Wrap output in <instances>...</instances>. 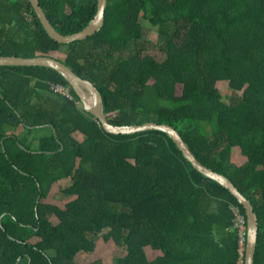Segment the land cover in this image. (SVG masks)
Wrapping results in <instances>:
<instances>
[{"label": "trees", "instance_id": "trees-1", "mask_svg": "<svg viewBox=\"0 0 264 264\" xmlns=\"http://www.w3.org/2000/svg\"><path fill=\"white\" fill-rule=\"evenodd\" d=\"M39 2L62 34L97 10ZM0 55L61 60L97 87L113 124L175 127L252 202L253 264H264V0H107L100 30L70 43L48 35L29 0H0ZM80 104L51 67L0 65V264H104L76 261L99 238L124 247L112 264H236L238 199L166 132L113 134ZM59 180L62 206L46 201Z\"/></svg>", "mask_w": 264, "mask_h": 264}, {"label": "water", "instance_id": "water-1", "mask_svg": "<svg viewBox=\"0 0 264 264\" xmlns=\"http://www.w3.org/2000/svg\"><path fill=\"white\" fill-rule=\"evenodd\" d=\"M29 1L48 35L59 43H70L75 40L85 39L100 30L104 23L107 0H97V10L94 17L84 28L71 34H62L54 28L41 7L39 0ZM0 65H40L55 69L68 81L69 85L79 96L83 108L93 114L107 132L113 134H130L151 129L166 132L195 169L226 187L243 205L247 224L244 264H253L258 237V217L252 202L240 192L226 175L201 163L175 127L167 123H157L154 121L123 125L111 123L104 112L103 99L97 87L90 80L82 78L68 65L53 56L37 55L34 57H22L15 55H0Z\"/></svg>", "mask_w": 264, "mask_h": 264}, {"label": "rangeland", "instance_id": "rangeland-1", "mask_svg": "<svg viewBox=\"0 0 264 264\" xmlns=\"http://www.w3.org/2000/svg\"><path fill=\"white\" fill-rule=\"evenodd\" d=\"M142 24L146 27L148 38L150 40L156 41V28L151 27L149 25V22L145 19H140ZM152 54H154L156 57H159L158 52L152 51ZM218 87L225 95L224 98L227 100L230 94V90L227 87L226 82H219ZM82 106V104H80ZM21 135V134H19ZM76 136H78L79 139H81V135L78 133H75ZM238 154V153H237ZM66 183L64 180H59L58 182L52 183L50 187V191L48 193V197L46 198V201H51L53 203H57L59 205H63L66 201V199H62L61 196L58 197L60 189L62 186H65ZM125 254L124 247L118 246L113 241H104L102 238L97 240V246L96 249L92 252H80L76 256V261L80 263L84 262H90L95 260H101L104 264H112L113 259L117 256H121Z\"/></svg>", "mask_w": 264, "mask_h": 264}, {"label": "built area", "instance_id": "built-area-1", "mask_svg": "<svg viewBox=\"0 0 264 264\" xmlns=\"http://www.w3.org/2000/svg\"><path fill=\"white\" fill-rule=\"evenodd\" d=\"M51 90L55 93H59L65 96L70 97V88L64 84L60 83H51L50 84ZM234 211V219H233V226L238 235V252L239 258L236 264H244L245 259V250H246V216L242 214L237 208Z\"/></svg>", "mask_w": 264, "mask_h": 264}]
</instances>
